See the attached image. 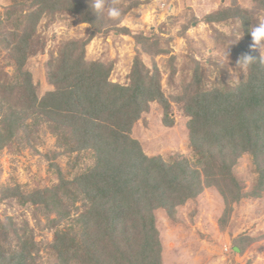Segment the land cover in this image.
Instances as JSON below:
<instances>
[{
  "label": "trees",
  "instance_id": "16d2710c",
  "mask_svg": "<svg viewBox=\"0 0 264 264\" xmlns=\"http://www.w3.org/2000/svg\"><path fill=\"white\" fill-rule=\"evenodd\" d=\"M92 2L13 0V10L6 17L29 8L26 18L30 24L22 33H13L16 40L12 46L2 40L17 58L15 80L8 79L5 85L0 83V101L7 105L2 123L9 130L13 126L25 128L27 118L35 111L76 137L75 144L67 145L62 138L64 135L58 134L51 125L58 141L64 139L59 145H66L68 153L77 151L75 160L82 158L80 150L93 152V162L87 164L84 171L71 179L61 177L56 185L40 190L42 195L34 192L25 199L42 204L45 201L46 208L49 203H56L55 209H62L64 215L70 211L62 204L60 194L72 199L79 194L89 201L86 211L76 219L83 227L81 241L76 234L66 231L54 236L53 248L58 261L74 258L80 264H161L162 241L155 209L164 210L171 221L179 219L177 207L196 199L203 190V181L206 186L224 184L227 190L233 185L238 199L247 195L243 192L244 182L235 172L245 153L251 156L258 176L254 181V196L263 188L264 64L256 62L244 66L246 78L232 88L225 82L220 87L206 88L203 67L192 57L190 61L195 65L189 68L191 76L187 80L185 73L179 90L170 100L161 89L156 64L151 71L140 56L141 51L155 55L161 50L158 53L155 43L153 47L146 45L149 39L142 34L135 36L141 49L136 51L125 85L108 80L110 69L101 61L85 59L84 48L90 38H75L62 44L58 56L47 61V80L54 89L38 98L29 73L22 69L28 56L35 54L31 35L37 21L44 13L53 16L65 12L76 17L79 23H88L97 33L105 34L111 27H118L122 19L113 22L104 15H97ZM141 2L131 1L127 8ZM258 11H264V0H251L249 8L220 3L205 16V21L211 24L232 22L233 31L240 35V38H228L226 43V55L232 57L235 65L245 53L259 55L258 50L249 47L252 42L249 29L259 23L255 16ZM186 26L183 25L182 34ZM26 29L29 31H24ZM118 30L124 34L128 31L123 26ZM0 75L4 74L0 72ZM151 102L162 107V121L166 126L173 123L171 102L188 117L189 145L202 170L181 154L171 156L169 161L159 156L149 157L138 141L130 138L131 128L150 109ZM18 122L22 123L18 125ZM14 229L16 242L8 245L11 246L7 247L8 251L0 248V264H30V249L24 248L30 245V240L21 239L22 233ZM2 234L10 240L8 232Z\"/></svg>",
  "mask_w": 264,
  "mask_h": 264
},
{
  "label": "rangeland",
  "instance_id": "374dc122",
  "mask_svg": "<svg viewBox=\"0 0 264 264\" xmlns=\"http://www.w3.org/2000/svg\"><path fill=\"white\" fill-rule=\"evenodd\" d=\"M131 1L135 0L112 1L122 9V20L118 27H111L105 34L94 32L88 23H79L69 13L57 12L53 16L44 13L40 17L31 35L35 54L28 56L22 68L29 73L38 98L54 89L47 80V61L58 56L62 44L75 38H90L84 48L85 59L101 61L110 69L108 80L125 85L136 51L141 49L135 36L142 34L149 39L146 45L153 47L155 43L158 53L161 50L155 55L141 51L140 56L151 71L156 64L161 89L170 100L179 90L185 73L187 80L191 76L189 68L195 65L190 61L192 57L203 67L206 88L220 87L224 82L232 88L246 78V68L235 65L232 57L226 55L227 39L238 36L232 22L211 24L205 21V16L220 3L249 8L251 0H141L129 9L127 5ZM12 5L13 0H0V72L4 74L0 75V83L3 85L8 79L15 80L17 58L9 47L16 40L13 33H22L30 24L26 18L29 8L6 17ZM255 16L259 23L264 21V11H258ZM183 25H187L184 34L181 33ZM122 26L128 29L126 34L118 30ZM2 40L8 41L9 46ZM15 91L19 93L18 89ZM6 106L0 101V142H3L0 147V248L8 251L7 247L11 248L8 245H14V228H17L22 233L21 239L30 240V245L24 247L30 249V264H80L74 258L58 261L53 248L54 236L66 231L76 234L81 241L83 227L76 219L86 211L89 201L79 194L75 199L60 194L62 204L70 211L64 215L62 209H55L56 203H49L46 208L45 201L42 204L25 199L56 185L61 177L71 179L84 171L93 162V152L80 150L82 158L75 160L77 151L68 153L66 145L60 146L58 142L62 144L65 139L67 145H73L76 137L35 111L27 118L25 128L13 126L9 130L2 123ZM171 107L173 123L166 126L162 121V107L151 102L150 109L133 125L129 136L138 141L149 157L159 156L169 161L171 156L181 154L202 170L189 145L188 117L174 102ZM51 125L64 139L58 141ZM254 169L251 156L243 154L235 172L244 182L243 192L247 195L239 199L233 185L227 190L224 184L206 186L202 180L203 190L197 198L177 207L179 219L171 221L164 210L155 209L162 241L161 264H264V186L254 196V181L258 178ZM2 232H8L10 240Z\"/></svg>",
  "mask_w": 264,
  "mask_h": 264
},
{
  "label": "clouds",
  "instance_id": "9594fccd",
  "mask_svg": "<svg viewBox=\"0 0 264 264\" xmlns=\"http://www.w3.org/2000/svg\"><path fill=\"white\" fill-rule=\"evenodd\" d=\"M92 7L97 15H104L113 22H119L123 15L122 9L115 6L112 0H93ZM249 32L252 40L249 47L252 50H259V55L245 53L240 57L237 65L250 66L256 62L264 64V21L252 26Z\"/></svg>",
  "mask_w": 264,
  "mask_h": 264
}]
</instances>
